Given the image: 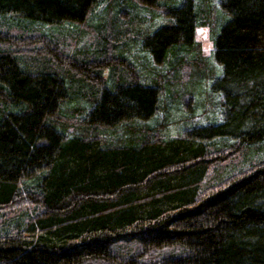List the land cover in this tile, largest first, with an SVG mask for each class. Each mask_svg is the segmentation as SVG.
<instances>
[{
    "label": "trees",
    "instance_id": "trees-1",
    "mask_svg": "<svg viewBox=\"0 0 264 264\" xmlns=\"http://www.w3.org/2000/svg\"><path fill=\"white\" fill-rule=\"evenodd\" d=\"M102 1L0 0V14L62 28L84 24ZM111 1L103 28L126 14L118 9L125 0ZM180 3L170 26L126 35L137 47L123 42L112 54L131 55L142 41L147 53L135 62L152 58L164 77L191 67L174 62L179 49L196 51L199 28L194 1ZM220 6L227 22L213 52L224 72L211 90L223 122L165 143L175 123H148L159 121L160 97L172 87L155 71L147 77L119 58L90 77L50 54L57 41L47 32H0V217L15 214L0 223V264H264V159L199 186L218 161L264 146V0ZM123 245L138 250L123 258Z\"/></svg>",
    "mask_w": 264,
    "mask_h": 264
},
{
    "label": "rangeland",
    "instance_id": "rangeland-1",
    "mask_svg": "<svg viewBox=\"0 0 264 264\" xmlns=\"http://www.w3.org/2000/svg\"><path fill=\"white\" fill-rule=\"evenodd\" d=\"M186 1L180 0L181 6ZM193 1L199 25L196 32V51L189 54L186 53L185 49H179L181 51L180 55L177 59H174L176 65L178 66V63H180V67L182 68L184 65H187V62L192 64L191 67L182 68L180 74L171 72L173 78L169 74H166L164 77L160 71L161 65L156 64L152 58L149 64H147L146 60H141L140 58L139 62L134 61L135 55L139 57L140 52L147 53L142 48V41L139 42L140 48L138 51H135L131 55L122 54L121 52H116L114 55L112 53L115 52L117 47L126 45L123 42L137 47L138 44L133 40H128L126 35H139L143 38H148L161 28L170 26V10L179 7V4H174V0H165L161 4L163 7L161 9L146 8L140 6L134 0H125L118 5V9L127 15L121 13L113 22V25H111L112 22L108 23V28H103L98 19L101 11L108 6V3H112L111 0L100 2L84 24L70 23L62 28H50L51 26L41 25L36 27L37 25H34V23L23 20L17 15L0 14V32L5 31L11 35L20 36H28L36 32L41 33L42 31L47 32V34L57 41V44L54 43L57 51L55 48L49 50L50 54L59 56L61 61L66 63L71 69H73V65H79L76 68H80V71L88 72L90 77L94 76L95 70L104 62L116 64L121 63V60L128 61L129 64L133 65L134 68L137 67L147 77L151 76L152 72L155 71L158 79L164 82V87L167 85H171L172 87L170 91H165L160 97V117H157L160 118L159 121L155 122L153 119L148 123L149 127L153 129L155 128L154 126L162 123L165 124V122L175 123L171 130H168L167 134H164L163 139L165 143L170 139L177 138L179 135L181 136L184 132H189L190 134L194 132L196 134L197 129L218 125L223 122V109L220 103L221 96L212 92L211 87L218 78L222 77L224 72L223 67L215 60L213 45L216 37L221 33L227 22L226 13L220 6L221 0ZM123 22L126 23L124 26H122ZM120 24L122 25L120 26ZM208 25H212V27ZM118 37L122 39L117 41ZM105 45L106 57L103 54ZM0 48L4 49L5 44L0 42ZM119 58L121 60H118ZM167 68L164 66V69ZM173 69L176 71L178 68ZM34 71L39 72L35 67ZM127 71L128 69L124 66L123 72L127 73ZM103 75L104 80L109 79L110 70L108 68L104 70ZM176 76L178 79L171 81ZM262 159H264V146L261 145L258 148L242 152L232 160L220 163L216 161L218 164L216 163L208 175L201 180L199 186L201 189H205L211 184L224 180L258 163ZM13 217H15L14 213H9L7 218L0 217V223L5 222V219L9 220ZM137 250L134 246L123 245L121 256L125 258L128 255H133ZM169 254L170 252L168 251L161 254L154 253L151 260L146 259V262H155L168 257ZM173 254L178 255L179 251H173Z\"/></svg>",
    "mask_w": 264,
    "mask_h": 264
}]
</instances>
